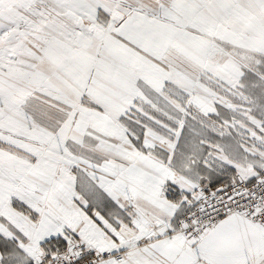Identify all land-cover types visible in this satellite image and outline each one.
<instances>
[{"label":"snow or ice","instance_id":"obj_1","mask_svg":"<svg viewBox=\"0 0 264 264\" xmlns=\"http://www.w3.org/2000/svg\"><path fill=\"white\" fill-rule=\"evenodd\" d=\"M0 264H264V0H0Z\"/></svg>","mask_w":264,"mask_h":264}]
</instances>
